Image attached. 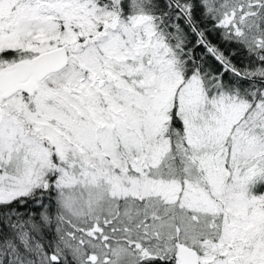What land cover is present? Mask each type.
Returning a JSON list of instances; mask_svg holds the SVG:
<instances>
[{
	"label": "snow or ice",
	"instance_id": "6c2138e0",
	"mask_svg": "<svg viewBox=\"0 0 264 264\" xmlns=\"http://www.w3.org/2000/svg\"><path fill=\"white\" fill-rule=\"evenodd\" d=\"M0 264H264V0H0Z\"/></svg>",
	"mask_w": 264,
	"mask_h": 264
}]
</instances>
